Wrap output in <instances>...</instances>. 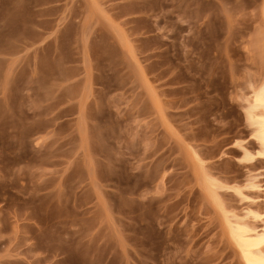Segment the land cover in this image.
Wrapping results in <instances>:
<instances>
[{
    "label": "rangeland",
    "instance_id": "374dc122",
    "mask_svg": "<svg viewBox=\"0 0 264 264\" xmlns=\"http://www.w3.org/2000/svg\"><path fill=\"white\" fill-rule=\"evenodd\" d=\"M263 85L264 0H0V264H247Z\"/></svg>",
    "mask_w": 264,
    "mask_h": 264
},
{
    "label": "bare ground",
    "instance_id": "6f19581e",
    "mask_svg": "<svg viewBox=\"0 0 264 264\" xmlns=\"http://www.w3.org/2000/svg\"><path fill=\"white\" fill-rule=\"evenodd\" d=\"M260 108L263 111H261L260 114H256L255 110ZM249 111V120L251 121V124L256 127V131L258 133L257 138L260 141L262 148H264V85L257 92L254 105ZM235 233L240 247L244 252L246 263L264 264V253L261 251V247L264 245V237H253L251 234H249L247 228L240 226V224L237 225V228H235Z\"/></svg>",
    "mask_w": 264,
    "mask_h": 264
}]
</instances>
